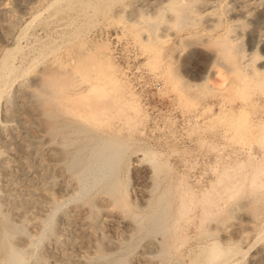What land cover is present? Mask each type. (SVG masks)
<instances>
[{"label":"rangeland","instance_id":"1","mask_svg":"<svg viewBox=\"0 0 264 264\" xmlns=\"http://www.w3.org/2000/svg\"><path fill=\"white\" fill-rule=\"evenodd\" d=\"M260 31L264 0H0V264H194L198 245L215 239L229 247L242 234L248 241L237 243L230 262L264 264V189L251 187L255 174L264 183V165L240 164L247 160L240 146L258 144L247 126L264 114V92L221 70L228 56L219 50L228 42L256 54L258 66ZM85 60L93 83L81 73L89 75ZM47 73L71 75L65 79L77 87L68 95L84 94L90 105L99 93L85 104L98 119L92 110L88 122L47 117ZM139 163L158 166L151 207L152 171L142 177ZM232 176L238 184H229ZM114 194L130 206L129 220H153L131 235L104 225L110 212L121 213ZM210 194L220 197L214 225L200 222L193 199ZM179 197L198 208L180 224L188 238L167 255L163 238ZM216 223L223 228L213 232Z\"/></svg>","mask_w":264,"mask_h":264},{"label":"bare ground","instance_id":"2","mask_svg":"<svg viewBox=\"0 0 264 264\" xmlns=\"http://www.w3.org/2000/svg\"><path fill=\"white\" fill-rule=\"evenodd\" d=\"M210 23V22H209ZM214 25H215V23H214ZM213 25V26H214ZM209 27V26H208ZM216 27L217 26H214V28L216 29ZM212 28V27H211ZM213 28V29H214ZM189 34V33H188ZM193 34V33H192ZM257 34V33H256ZM190 35V34H189ZM184 39H182L181 41H183ZM227 41V39H224V41ZM223 41V39H222V41L221 42H224ZM225 41V42H226ZM228 41H230V40H228ZM220 42V43H221ZM231 42V41H230ZM229 42V43H230ZM220 43H219V45H220ZM222 44V43H221ZM259 44H261L262 45V50L264 51V31H260L258 34H257V45H259ZM223 45H225V46H223ZM223 45H220V54H222V55H224V56H228L227 58H230V59H227V58H224V59H226V60H228L227 62H228V64L227 65H225V66H223V68L221 69V70H230L233 74H235L236 75V78H238L239 79V82H240V85L242 86V87H244V88H249V87H251V88H254V89H258V90H260V91H263L264 92V57H262L261 58V61H262V63L260 64V65H256V62H255V60L257 59V55L256 54H252V55H244V54H242V52L240 53L239 52V50H237L238 48L237 47H235V46H232V44L230 45V44H228V42L227 43H223ZM172 47L173 46H171V51L173 50L172 49ZM176 47H177V45H176ZM176 47L174 46V48L176 49ZM170 49V48H169ZM179 50H180V48H179ZM219 50H218V52H219ZM170 51V50H169ZM176 51V50H175ZM175 51H173L174 52V54L176 53ZM170 53H172V52H170ZM177 53H179V52H177ZM177 53H176V55H177ZM181 54L183 53V51L182 52H180ZM179 53V54H180ZM175 55V56H176ZM85 56V55H84ZM87 56V55H86ZM86 56H85V58H86ZM168 56V55H167ZM182 55H180V57H181ZM221 56V55H220ZM169 57H171V56H168L167 57V59H169ZM179 57V56H178ZM83 58V57H82ZM84 58V59H85ZM91 58V57H90ZM216 58V57H215ZM87 59H89V56H88V58ZM214 59V58H213ZM219 59V58H218ZM91 60V59H90ZM215 60V59H214ZM83 60H81V62H82ZM86 61V60H85ZM85 61H84V63H85ZM89 61V60H88ZM218 61V60H217ZM216 61V62H217ZM90 62V61H89ZM89 62H88V64H87V61H86V66L87 65H89ZM167 62H170V59H169V61H167ZM210 63V62H209ZM214 64V63H213ZM81 65H82V63H81ZM210 65H212V64H210ZM84 66V65H83ZM84 67V68H87V72H88V67L89 66H87V67ZM214 66H216V65H214ZM79 67H81L80 65H79ZM78 67V68H79ZM212 67V66H211ZM209 70H212L211 68H210V66H209ZM69 71V70H68ZM73 71V70H72ZM77 71H79L78 69H77ZM86 71V70H85ZM84 70H81V73H85V75H84V73H83V75L84 76H86L87 78H89V79H87L86 77H84V79H86V81L88 82V80H90L91 82H92V76L90 75V73H89V75L88 74H86V72H85ZM62 73V72H61ZM77 73V72H76ZM50 74V73H49ZM73 74H75V73H73ZM79 74H80V72H79ZM66 76H67V74H65ZM76 75V74H75ZM226 75H227V73H226ZM54 75H49L48 76V73H47V75L42 79V82H41V97H42V102H43V111L45 112V114H46V116L47 117H53V118H58V117H60L62 114L63 115H72V114H74V115H77V117H79V118H82V120H86L87 122H88V120L89 119H93V113L91 112V110L95 113V115H94V121L93 122H95V119H98V116L100 115V114H98L99 112H97L96 113V110H95V108H91L90 109V107L88 108L87 106L88 105H90V100L89 99H87L86 100V98H87V96L85 95L84 96V94H82L83 96H84V98L82 99V95H80L81 96V99L79 100V97L77 96V97H75L74 96V98H73V95H72V97H70L69 95H68V93H67V91H68V89L72 86V85H76L75 83H72V80L71 81H69V79L68 80H66L68 77H70V79L72 78L71 77V75L70 76H67V78L65 79L64 78V76H63V78L65 79H61L60 78V76L59 75H57V76H59V78L55 75L54 77H53ZM57 77V78H56ZM83 77V76H82ZM91 77V78H90ZM100 78L101 77H99V81H100ZM97 79V77L95 78V79H93L94 81ZM101 80H102V78H101ZM207 80V79H206ZM93 81V82H94ZM102 81H104V80H102ZM74 82V81H73ZM90 82V83H91ZM92 82V83H93ZM97 83H98V81H96ZM95 82V83H96ZM92 83L90 84L91 86H90V90H89V92H92V90H91V88H92ZM95 83L93 84L94 86H93V91L94 90H98V88L97 87H95ZM97 83H96V86H98V87H101V86H99V85H97ZM101 83V82H100ZM89 84V83H88ZM99 84V83H98ZM77 87V85L75 86V88ZM104 88V85H103V87H102V89ZM105 88H106V86H105ZM71 89V88H70ZM100 90V91H103V90ZM185 89V88H184ZM189 89V88H188ZM106 89H104V91H105ZM186 90V89H185ZM88 91V90H87ZM99 91V90H98ZM69 92H72V91H69ZM74 92V91H73ZM111 92V91H110ZM184 92H187V91H184ZM102 93V92H101ZM182 93V92H181ZM88 94V93H87ZM96 95H98V96H100L101 97V95H99V93L97 94V93H95ZM104 94V96L107 94V92L105 93H103ZM102 94V95H103ZM184 94V93H183ZM185 95V94H184ZM107 96V95H106ZM105 96V97H106ZM108 96H110L109 94H108ZM186 96V95H185ZM99 97V98H100ZM72 98L73 99H75V100H72ZM95 99V96L94 97H92V99ZM99 98H96L95 99V101H100L99 100ZM103 98V97H102ZM84 99H85V101H88L87 103H85L84 102ZM93 99V100H94ZM107 99V98H106ZM77 100V101H76ZM93 100H91L92 102H91V105L93 104ZM102 100V99H101ZM104 100V99H103ZM102 100V101H103ZM111 100V99H110ZM97 101V102H98ZM101 101V102H102ZM114 101V100H113ZM100 102V103H101ZM109 103V102H108ZM85 104H87V106L85 105ZM96 104V103H95ZM94 104V105H95ZM103 104H105L104 102H103ZM113 104V103H112ZM254 104H256L255 102H251V103H249V104H244L240 109L242 110V111H246L247 110V108H248V106L249 105H254ZM90 105V106H91ZM93 106V105H92ZM98 106H100V107H102L101 106V104L100 105H98ZM108 106H109V104H108ZM111 106V105H110ZM94 107H96V106H94ZM103 107H105V106H103ZM112 107V106H111ZM97 108V107H96ZM94 109V110H93ZM103 109V108H102ZM105 109V108H104ZM107 109H109V108H106V110ZM99 110V109H98ZM102 112H104V110L102 111ZM96 114H98V115H96ZM103 114V113H102ZM95 116H97V117H95ZM70 117V116H69ZM71 118H72V116H71ZM74 118V117H73ZM86 121H84V122H86ZM90 121V120H89ZM82 123H83V121H81ZM80 123V122H79ZM89 124V123H88ZM95 124V123H94ZM83 125H85V124H83ZM87 126V125H86ZM86 126H84V127H86ZM91 126V125H90ZM89 127V126H88ZM235 132H236V134H239L238 132H239V126L238 125H236L235 127ZM233 128V129H234ZM247 128H248V132H249V134H250V137H254V138H257V141H258V144H257V146H255V145H253V144H251V145H248L247 143H243L241 146H240V149H241V151H243V153H245L246 155H247V160L245 161V162H241L240 164H244V165H247V166H250V165H254V166H257V165H264V114L263 113H259V112H256L255 113V116L251 119V120H249L248 121V126H247ZM89 130V129H88ZM105 162V161H104ZM240 162V161H239ZM136 170L138 171V173L142 176V177H147V175H149L150 173H149V170H150V172L152 171V177H151V180H152V186H151V189L150 190H148V198H147V201H146V204L148 205V206H150L151 207V205L153 204V202L155 201L156 202V200H155V198H156V194H157V192L159 191V189H160V184H159V182H157V179H158V166L157 165H152L151 164V168H148L147 166H146V164L144 165V164H142V163H139L138 165H137V168H136ZM260 173V172H259ZM258 173V174H259ZM256 176V177H255ZM150 177V176H149ZM235 177V176H234ZM233 176H232V178H233V180L231 179V181L232 182H229V184L230 183H237V180H236V178H234ZM231 178V177H230ZM229 178V179H230ZM147 179V178H146ZM234 179L236 180V181H234ZM259 179V175H258V177H257V174H255L253 177H252V182H251V184H252V189H254L253 190V192H256L257 193V191H260L261 189H264V183L263 184H260L259 183V181H258V183H257V180ZM148 181V180H147ZM228 184V183H227ZM226 184V187L228 188V186L229 185H227ZM238 184V183H237ZM213 187H214V185H213ZM215 187H216V185H215ZM214 187V188H215ZM230 187H231V185H230ZM229 187V189H232V188H230ZM235 187V186H234ZM233 187V188H234ZM142 190V189H141ZM140 190V191H141ZM215 190H217V188L215 189ZM214 191V190H213ZM219 191V190H218ZM218 191H216L217 192V194H219L220 193V191H219V193H218ZM222 191V190H221ZM210 192V191H209ZM212 192V191H211ZM215 192V193H216ZM146 193V192H145ZM206 193H207V191H206ZM222 193H224V192H222ZM185 194V193H184ZM204 194V193H203ZM208 194V193H207ZM217 194L215 195V197L213 198V196H212V194H210L211 195V198L210 197H207L206 195V197L207 198H204L205 196H203L200 200L202 201L203 200V202H201L200 200H198V198L199 197H197V195L196 196H194L195 198L197 197V199H195V198H193L194 200H197V202L198 203H196V201H194L196 204H199L198 205V207H200V205H202L201 206V210L202 211H199L201 214H203V217H204V220H203V218L202 217H200V219H202V220H200L199 218H197V217H199V216H197V214L199 213H197L196 211H194L195 213H196V217L195 218H197V219H199L200 220V222H209V223H211V224H213L214 225V221L213 220H215V219H218V217H215L216 216V213H219V209L217 210V212H212V208H214L215 206H218V205H220V203L218 202L219 200L217 199V197L218 198H220L219 196H217ZM182 195V194H181ZM209 195V196H210ZM221 195V194H220ZM222 195H224V194H222ZM158 196V195H157ZM183 196V195H182ZM122 197H123V195H122ZM122 197L121 196H119V195H117V194H114L113 195V198H112V200H113V205H115L117 208H120L121 210H120V212L121 213H114V212H110L108 215H107V217L106 218H103V220H101L102 222H103V224L104 225H113V224H118V225H120V227L122 226L123 227V229H124V233L125 234H127V235H131V233L135 230V228L137 227V225L138 224H140L141 225V227H142V225L143 226H145L146 225V223H148V222H151L152 220H153V216H148V217H141V215L140 216H134V218L132 219V220H129L128 219V217H129V215H130V206H128L125 202H123L122 201ZM159 197V196H158ZM165 198V197H164ZM164 198L163 197H161V198H159L158 199V204L156 203V205H158V206H156V205H154V206H156L157 208H156V212L159 210V208H160V204H162V201H164ZM181 200H180V207H179V210H178V215L176 216L177 218L174 220V222L173 223H171V225L167 228V232H166V234L164 235V240L166 241V243H164L165 245H163V252L164 253H168L167 255H169V253H170V255H171V252L172 251H174L176 248H177V246H180V245H178V242L180 243L181 241H184V238L187 236V238H188V235L185 233V237L183 238V240H182V238H180L181 236L183 237V232H181V230H180V228H181V226H180V224H181V222H183V221H187L186 219H187V213H188V211H190L192 208H195V206L194 207H190V202L188 203V202H186L187 201V199L186 200H184L185 199V197L183 196V198L184 199H182L181 197H179ZM221 198H223V197H221ZM190 199V198H189ZM192 198H191V200H193ZM206 199V200H205ZM264 199V198H263ZM191 200H188V201H191ZM256 201H258V200H256ZM191 203H193L192 201H191ZM195 203H193L194 205H195ZM219 203V204H218ZM193 204H191V206H193ZM218 204V205H217ZM198 207H196V208H198ZM154 208V207H153ZM195 208V209H196ZM219 208V207H218ZM190 209V210H189ZM200 209V208H199ZM217 209V208H216ZM154 210V209H153ZM197 210V209H196ZM132 212V211H131ZM154 212V211H153ZM152 212V213H153ZM190 212H192V210L190 211ZM189 215V214H188ZM195 215V214H194ZM191 216V218H192V216L193 215H190ZM194 217V216H193ZM172 218V217H171ZM190 218V217H189ZM188 218V219H189ZM195 220V219H194ZM189 221H190V219H189ZM192 222H193V218H192V220H191ZM188 222V221H187ZM203 222V223H204ZM190 223V222H189ZM202 223V224H203ZM208 223V224H209ZM186 225H187V223H185ZM192 224V223H191ZM191 224H190V226H191ZM207 224V223H206ZM211 224H209V225H211ZM182 225V224H181ZM196 225H201V223L200 224H196ZM188 226H189V224H188ZM187 226V227H188ZM199 226H198V228H199ZM201 226H203V225H201ZM186 227V228H187ZM214 227V226H213ZM143 228V227H142ZM182 228H184L183 227V225H182ZM181 228V229H182ZM185 228V229H186ZM220 228H223L219 223L217 224H215V228L213 229L212 227H211V229H213V232L214 231H219V229ZM179 230H180V232L181 233H183V234H181V236H180V233H178L179 232ZM184 230V229H183ZM185 231V230H184ZM203 232H204V230H203ZM208 232H210V231H207V233ZM227 232V231H226ZM206 233V232H205ZM209 234V233H208ZM210 234H211V232H210ZM202 235V234H201ZM204 237V236H203ZM213 237V236H212ZM205 238H206V235H205ZM247 239V236L245 235V234H242L241 236H240V239H239V242H237V243H241V242H243V241H245ZM202 240V239H201ZM200 240V241H201ZM208 240V239H207ZM215 240V239H214ZM212 241V240H208L207 242H205L204 244H202V245H198L199 246V252H196L198 255H196V253H194L195 255V261H191V262H194V264H232L231 262H230V260L231 259H233V255H235V254H237L236 253V251H237V249H238V246H239V244H232V243H229V244H227L229 247H226V245L224 246L221 242H218V240L217 241ZM238 240V239H237ZM164 241V242H165ZM200 241H199V243H200ZM246 241H248V240H246ZM204 242V241H203ZM229 242V241H228ZM186 243H187V241H186ZM181 244V243H180ZM188 244V243H187ZM182 245V244H181ZM185 245V247H186V244H185V242H184V244H183V246ZM182 246V247H183ZM197 246V245H196ZM196 248V247H195ZM179 249V248H178ZM192 249H193V247H192ZM240 249V248H239ZM194 251H196L197 249H193ZM193 250H192V252H193ZM191 251V250H190ZM237 252H239V251H237ZM190 253V252H189ZM194 256H192L193 258H194ZM197 256V257H196ZM235 256H237V255H235Z\"/></svg>","mask_w":264,"mask_h":264}]
</instances>
